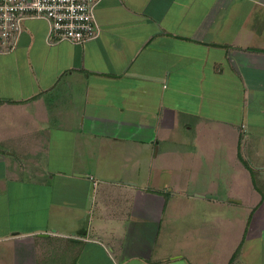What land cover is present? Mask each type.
I'll list each match as a JSON object with an SVG mask.
<instances>
[{
	"label": "crops",
	"instance_id": "obj_1",
	"mask_svg": "<svg viewBox=\"0 0 264 264\" xmlns=\"http://www.w3.org/2000/svg\"><path fill=\"white\" fill-rule=\"evenodd\" d=\"M96 19L0 54V264H264V0Z\"/></svg>",
	"mask_w": 264,
	"mask_h": 264
},
{
	"label": "built area",
	"instance_id": "obj_2",
	"mask_svg": "<svg viewBox=\"0 0 264 264\" xmlns=\"http://www.w3.org/2000/svg\"><path fill=\"white\" fill-rule=\"evenodd\" d=\"M101 0H0V54L14 49L29 18L46 20L52 41L85 43L100 28L96 9Z\"/></svg>",
	"mask_w": 264,
	"mask_h": 264
},
{
	"label": "rangeland",
	"instance_id": "obj_3",
	"mask_svg": "<svg viewBox=\"0 0 264 264\" xmlns=\"http://www.w3.org/2000/svg\"><path fill=\"white\" fill-rule=\"evenodd\" d=\"M246 165H247V163H246ZM225 173H227V172H225ZM129 177V176H128ZM126 178V177H125ZM223 182H225L226 183V181H223ZM228 184H230V181H228ZM228 189H230V188H228L227 187V185H223V184H221L220 185V188H219V190H220V192L221 193H224V195H225V192H228L229 190ZM228 190V191H227ZM221 212V211H220Z\"/></svg>",
	"mask_w": 264,
	"mask_h": 264
}]
</instances>
